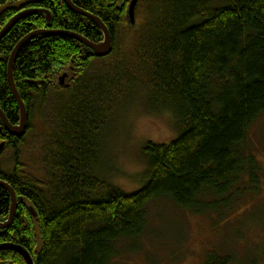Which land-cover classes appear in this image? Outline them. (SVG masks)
Wrapping results in <instances>:
<instances>
[{
  "label": "trees",
  "instance_id": "trees-1",
  "mask_svg": "<svg viewBox=\"0 0 264 264\" xmlns=\"http://www.w3.org/2000/svg\"><path fill=\"white\" fill-rule=\"evenodd\" d=\"M71 1L100 19L113 50L97 58L73 39L38 36L18 51L13 79L28 123L23 137L7 138L15 151L11 172L0 165V180L17 198L0 245L22 247L33 264H110L119 241L141 236L154 201L217 215L234 205V196L257 192L261 169L247 134L264 114V0H226L223 7L212 0H138L131 28L130 0ZM29 9L48 11L50 23L44 14L26 16L0 40V110L11 125L19 110L7 65L23 37L50 29L102 40L98 26L62 0H0V31ZM137 98L147 115L170 114L177 135L167 144L144 143L140 187L127 193L99 175L98 140L115 111ZM27 138L41 149L37 170L22 161ZM9 205L0 188V222ZM231 261L210 251L203 264ZM0 264L25 261L1 251Z\"/></svg>",
  "mask_w": 264,
  "mask_h": 264
},
{
  "label": "rangeland",
  "instance_id": "rangeland-1",
  "mask_svg": "<svg viewBox=\"0 0 264 264\" xmlns=\"http://www.w3.org/2000/svg\"><path fill=\"white\" fill-rule=\"evenodd\" d=\"M212 1L214 7H223L226 0ZM135 101L115 111L98 140L99 175L127 193L140 187L135 178L144 169V143L167 144L177 135L170 114L152 117L143 112L142 101ZM247 148L261 169L257 192L234 196V205L217 215L194 216L169 199L154 201L146 207L141 236L119 241L110 264H203L210 251L229 256L231 264H264V114L251 125ZM40 151L27 138L22 161L37 170ZM4 157L0 165L10 173L12 156Z\"/></svg>",
  "mask_w": 264,
  "mask_h": 264
},
{
  "label": "water",
  "instance_id": "water-1",
  "mask_svg": "<svg viewBox=\"0 0 264 264\" xmlns=\"http://www.w3.org/2000/svg\"><path fill=\"white\" fill-rule=\"evenodd\" d=\"M122 1V0H119ZM63 4L73 13L82 16L91 22L95 23L98 28L100 29L102 33V40L95 43L87 40L86 38L80 36L79 34L68 32V31H62V30H50V29H39L35 30L25 37H23L13 48L9 59H8V65H7V82L8 86L10 88V91L16 101L18 110H19V122L17 125H11L8 120L6 119L4 113L0 110V120L6 129V131L15 138H21L25 135L27 130V123H28V113L26 110V106L24 102L22 101L16 86L14 84L13 79V64L15 61V57L18 53V51L22 48L24 44H26L28 41L34 39L38 36H59L64 38H70L73 39L86 48L90 49V51L93 53L94 56L97 58H104L108 56L112 50H113V44H112V38L111 35L106 28V26L100 21L99 18L96 16H93L89 13L84 12L82 9L78 8L76 5L72 3L71 0H62ZM138 0H130L129 4L127 6L126 10V20L128 26L131 28L135 25V8L137 5ZM37 14H44L46 21L50 23L51 16L48 11L45 10H37V9H29L25 11L19 12L17 15H15L13 18H11L7 24L2 28L0 31V40L5 37L10 30L23 18L29 15H37ZM67 78V74H63L58 78V84L62 87L65 84V80ZM0 188H3L7 191L9 198H10V205H9V216L5 222H0V232L6 228H8L11 223L13 222L14 216L17 211V198L14 190L4 181L0 180ZM29 211L32 215V217H36V214L34 213L32 208H29ZM1 251H10L15 252L19 256L22 257V259L25 261V264H33V260L30 256V254L23 249L20 246H16L13 244H1L0 245V252Z\"/></svg>",
  "mask_w": 264,
  "mask_h": 264
},
{
  "label": "flooded vegetation",
  "instance_id": "flooded-vegetation-1",
  "mask_svg": "<svg viewBox=\"0 0 264 264\" xmlns=\"http://www.w3.org/2000/svg\"><path fill=\"white\" fill-rule=\"evenodd\" d=\"M8 136H11V135L6 131V129L4 127H3V129H0V161L1 160L5 161V157L3 158V156L6 153L11 154L12 161H14L15 151H14L13 147L8 143V139H7ZM4 166H5V164H4ZM12 166H13V164H12Z\"/></svg>",
  "mask_w": 264,
  "mask_h": 264
}]
</instances>
